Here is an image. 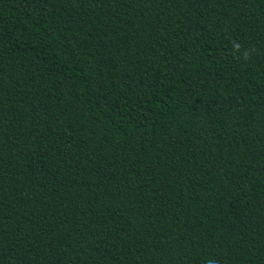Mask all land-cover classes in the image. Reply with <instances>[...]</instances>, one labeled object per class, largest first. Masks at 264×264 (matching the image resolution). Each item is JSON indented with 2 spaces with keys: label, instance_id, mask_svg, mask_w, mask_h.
Returning a JSON list of instances; mask_svg holds the SVG:
<instances>
[{
  "label": "trees",
  "instance_id": "1",
  "mask_svg": "<svg viewBox=\"0 0 264 264\" xmlns=\"http://www.w3.org/2000/svg\"><path fill=\"white\" fill-rule=\"evenodd\" d=\"M208 260L264 264V0H0V264Z\"/></svg>",
  "mask_w": 264,
  "mask_h": 264
},
{
  "label": "clouds",
  "instance_id": "2",
  "mask_svg": "<svg viewBox=\"0 0 264 264\" xmlns=\"http://www.w3.org/2000/svg\"><path fill=\"white\" fill-rule=\"evenodd\" d=\"M233 48L236 52H239L241 50V45L239 42H233ZM251 51L250 50H245L244 51V54H243V58L245 60L249 59L250 56H251ZM207 264H215V261L214 260H208L207 261Z\"/></svg>",
  "mask_w": 264,
  "mask_h": 264
}]
</instances>
